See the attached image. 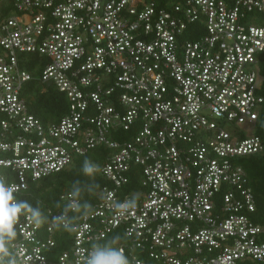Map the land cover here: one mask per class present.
<instances>
[{"label":"built area","instance_id":"obj_1","mask_svg":"<svg viewBox=\"0 0 264 264\" xmlns=\"http://www.w3.org/2000/svg\"><path fill=\"white\" fill-rule=\"evenodd\" d=\"M0 2V174L16 198L92 148L112 151L94 208L67 212L69 249L50 252L71 193L40 225L19 217V264H80L113 237L131 264H264V223L237 161L263 151L264 0ZM26 53L69 100L48 126L22 96Z\"/></svg>","mask_w":264,"mask_h":264},{"label":"trees","instance_id":"obj_2","mask_svg":"<svg viewBox=\"0 0 264 264\" xmlns=\"http://www.w3.org/2000/svg\"><path fill=\"white\" fill-rule=\"evenodd\" d=\"M6 3V2H0ZM42 56L39 54L26 53L21 55L22 67L29 70L34 78L28 81L23 87L22 96L26 99L31 113H33L44 126L57 122L69 107V100L65 93L59 91L54 85L47 86L43 84L37 75L41 74L43 67ZM42 65V66H41ZM260 72L264 79V53L259 55ZM264 96V80L260 92ZM4 115L0 112V120ZM255 133L260 137L263 144V151L251 156L239 158L237 161L244 168L248 185L251 187L256 201V211L252 218L260 223H264V103L256 122ZM128 139L130 134L124 131L119 132L118 137ZM111 150L105 146H98L88 150L85 154L76 156L72 163L64 169L30 181L27 189L21 194L20 200H25L33 206H39L44 222L48 218V209H61L63 207L62 195L72 193L74 181H80L84 189L79 197V202L83 205L85 202L91 205L88 210L81 209L80 212L91 211L98 199L99 191L110 184L109 180L97 171L90 177L83 173L82 168L86 159L99 164L102 167L111 154ZM137 169V167H135ZM139 184V176L132 177L133 187ZM91 186V191L88 190ZM46 227V225L44 224ZM45 231H43V234ZM73 232L65 231L63 227L57 226L54 238L57 241L56 246L50 251L55 257L61 252L70 248ZM52 257V256H51ZM53 258V257H52ZM242 264H263L253 260H244Z\"/></svg>","mask_w":264,"mask_h":264},{"label":"clouds","instance_id":"obj_3","mask_svg":"<svg viewBox=\"0 0 264 264\" xmlns=\"http://www.w3.org/2000/svg\"><path fill=\"white\" fill-rule=\"evenodd\" d=\"M100 165L86 159L82 171L87 176H94ZM80 181H74L72 185V199L64 206V210L56 217L62 221L65 231H74L71 219L67 216L68 211L80 212L81 209L88 210L91 205L85 202L81 205L76 199L84 190ZM91 191V186H88ZM17 189L8 183L4 174H0V264H19L14 252V242L17 238V224L19 217L24 215L32 222L40 225L44 222L43 213L39 206H33L25 200H19L15 196ZM135 206V200H127L116 203V212L126 211ZM80 264H131L123 249L118 246V238L113 237L104 243H94Z\"/></svg>","mask_w":264,"mask_h":264},{"label":"rangeland","instance_id":"obj_4","mask_svg":"<svg viewBox=\"0 0 264 264\" xmlns=\"http://www.w3.org/2000/svg\"><path fill=\"white\" fill-rule=\"evenodd\" d=\"M9 4L6 2V3H0V12H4L5 9L4 7L8 6ZM9 13V11H8ZM10 13H14L12 10H10ZM7 14V13H6ZM39 77V75H37Z\"/></svg>","mask_w":264,"mask_h":264},{"label":"water","instance_id":"obj_5","mask_svg":"<svg viewBox=\"0 0 264 264\" xmlns=\"http://www.w3.org/2000/svg\"><path fill=\"white\" fill-rule=\"evenodd\" d=\"M48 85H50V82L48 83Z\"/></svg>","mask_w":264,"mask_h":264}]
</instances>
